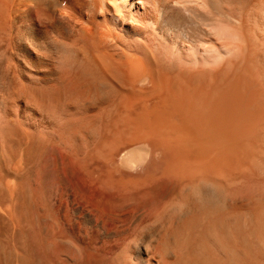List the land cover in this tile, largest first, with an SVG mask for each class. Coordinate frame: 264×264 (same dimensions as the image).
Wrapping results in <instances>:
<instances>
[{"label": "bare ground", "instance_id": "6f19581e", "mask_svg": "<svg viewBox=\"0 0 264 264\" xmlns=\"http://www.w3.org/2000/svg\"><path fill=\"white\" fill-rule=\"evenodd\" d=\"M0 264H264V0H0Z\"/></svg>", "mask_w": 264, "mask_h": 264}]
</instances>
